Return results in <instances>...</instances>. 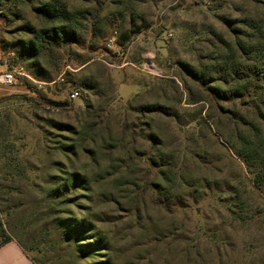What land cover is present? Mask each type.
<instances>
[{
    "label": "rangeland",
    "instance_id": "obj_1",
    "mask_svg": "<svg viewBox=\"0 0 264 264\" xmlns=\"http://www.w3.org/2000/svg\"><path fill=\"white\" fill-rule=\"evenodd\" d=\"M45 1L0 4V69L7 63L29 75L0 87V111L17 108L28 118L21 132L28 136L29 151L40 155L41 147L52 148L59 131L51 122L68 124L75 129L70 136L88 140L77 133L87 120L86 99L103 107L95 119L108 127L91 138L99 146L103 139L129 140L131 135L121 132L126 127L136 132L134 148H147L134 127L137 113L124 107L135 92L133 105L159 103L167 111L155 123L165 151L177 162L180 179L171 199L153 191L152 170L136 153L128 158L122 149L98 146L93 161L83 151L71 157L73 168L90 181L93 221L107 244L99 252H107L111 264H264V182L259 188L253 183L264 163V104L256 116L250 105L240 106L251 127L233 124L208 99L192 101L183 79L190 82L176 63L212 55L214 39L202 23L228 40L233 35L225 18H254L264 31V0H51L71 12L70 21L62 23L33 12L32 4ZM181 24L199 35L191 47L183 45ZM136 26L141 33L121 48V33ZM53 28H67L71 39L53 37ZM44 31L48 41L37 45V52L24 45ZM72 87H79L78 98H69ZM246 141L260 148L255 158L243 153ZM72 210L81 217L78 206Z\"/></svg>",
    "mask_w": 264,
    "mask_h": 264
},
{
    "label": "trees",
    "instance_id": "obj_2",
    "mask_svg": "<svg viewBox=\"0 0 264 264\" xmlns=\"http://www.w3.org/2000/svg\"><path fill=\"white\" fill-rule=\"evenodd\" d=\"M3 1L10 0H0V4ZM31 9L46 22H69L71 18V12L63 4L51 0L32 4ZM224 23L232 32L231 40L224 38L212 26L204 23L200 25L201 29L214 39L212 45L215 50H212V55L207 56L209 57L207 61L199 60L192 63L180 59L176 63L188 78L186 80L190 82L189 86L183 79L193 102L206 98L210 103H215L221 112L226 113L233 124H246L251 127L253 123L246 122L240 106L243 103L250 105L253 116L262 114L263 25L256 19L247 17L225 18ZM235 23H240L241 26H234ZM180 29L183 33V45L191 47L199 39V35L191 31L193 28L181 24ZM70 33L67 28L52 29L53 37L67 41L71 39ZM139 33L140 26L124 30L120 36L121 40H118L119 46L126 48L130 36ZM47 35L49 34L44 31L35 39L27 40L24 45H29L31 51L37 52L39 49L37 45L43 46L48 41ZM191 87L195 89V93H191ZM72 89L79 90V87H72L70 90ZM137 96L138 92H135L124 107L137 113L134 127L139 129L140 137L148 143L147 148L145 150L134 148L136 132L132 128L130 132L131 130L126 127H122L121 132L129 133V136L131 135L129 140L122 137L115 140L103 139L100 146L112 152L122 149L123 155L128 158L130 154L136 153L152 170L150 187L156 194L163 195L168 200L171 199L172 190L177 187L180 178H177L175 171L177 162L172 161L165 151L161 130L155 123L157 117L167 114L166 107L159 103L135 106L133 102ZM46 101L58 104L50 99ZM223 102H226V108ZM85 104L84 114L87 120L81 126L82 130L77 133L82 139L86 137L88 140L84 139L81 142L70 136L75 129L68 124L51 122L59 132L54 134L52 148L41 147L40 155L28 150L27 135L21 132L28 126L25 114L19 112L17 108L0 111V246L10 240L16 241L34 264H111L110 259L106 258L107 252H99L101 249L107 250V244L99 236L93 221L89 205L92 203L89 178L75 170L71 163V157H77L82 151L93 161L99 144L91 138L100 128L103 131L108 127L99 124L95 119L96 115L103 111V107L88 99L85 100ZM191 121L185 124L189 126ZM62 131H67V136ZM242 146L243 153H246L248 158L252 156L255 158L260 150L254 143L248 141L243 142ZM246 156L244 162L247 165ZM263 182L264 163L253 177V183L257 188L261 187ZM80 198L87 202H84L85 204L75 202ZM171 205L181 206L179 202H172ZM74 206L80 208V218L73 216ZM59 248L65 253L59 254ZM98 256L104 259L96 260Z\"/></svg>",
    "mask_w": 264,
    "mask_h": 264
},
{
    "label": "crops",
    "instance_id": "obj_3",
    "mask_svg": "<svg viewBox=\"0 0 264 264\" xmlns=\"http://www.w3.org/2000/svg\"><path fill=\"white\" fill-rule=\"evenodd\" d=\"M0 264H34L14 240L0 246Z\"/></svg>",
    "mask_w": 264,
    "mask_h": 264
},
{
    "label": "built area",
    "instance_id": "obj_4",
    "mask_svg": "<svg viewBox=\"0 0 264 264\" xmlns=\"http://www.w3.org/2000/svg\"><path fill=\"white\" fill-rule=\"evenodd\" d=\"M4 68L0 69V87L1 86H12L16 84L21 76L29 77L26 72H23L22 67L12 65L11 67H8L9 65L7 63L4 64ZM59 79L63 80L62 74L59 75ZM69 98L75 99L80 96V92L77 89H72L68 93Z\"/></svg>",
    "mask_w": 264,
    "mask_h": 264
}]
</instances>
